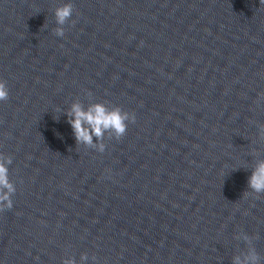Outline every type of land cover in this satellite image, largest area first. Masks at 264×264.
<instances>
[{
    "label": "water",
    "instance_id": "1",
    "mask_svg": "<svg viewBox=\"0 0 264 264\" xmlns=\"http://www.w3.org/2000/svg\"><path fill=\"white\" fill-rule=\"evenodd\" d=\"M0 80V264H149L264 86V3L0 0ZM77 99L136 121L103 153L76 145Z\"/></svg>",
    "mask_w": 264,
    "mask_h": 264
},
{
    "label": "clouds",
    "instance_id": "2",
    "mask_svg": "<svg viewBox=\"0 0 264 264\" xmlns=\"http://www.w3.org/2000/svg\"><path fill=\"white\" fill-rule=\"evenodd\" d=\"M264 3V0H260ZM74 13L72 3L62 4L54 9V18L57 27L53 29V34L63 38L65 35V25L74 24L71 18ZM90 97V93L87 94ZM9 99L7 82L0 80V102ZM67 116V123L70 124L76 145H83L85 148L94 149L103 153L106 149L105 139L121 140L127 133L129 124L136 121L134 112L123 110L119 106L109 107L103 102H90L87 106L77 99L71 103L69 108L63 112ZM59 119V117H55ZM258 135L264 140V125H258ZM13 162L11 155L0 152V213L13 208V196L17 192L16 185L9 179V165ZM252 172L248 178L249 195H254L259 199L264 194V159H257L251 167ZM244 192V193H245ZM243 193V194H244ZM237 241H243L245 248L241 249L239 244L236 253L231 258V264H262L264 257L257 251L254 240L259 239V235H249L240 231L234 237ZM86 253L81 254L80 264L88 261ZM92 260L96 257L93 255ZM62 264H77L75 258L69 257L62 260Z\"/></svg>",
    "mask_w": 264,
    "mask_h": 264
}]
</instances>
